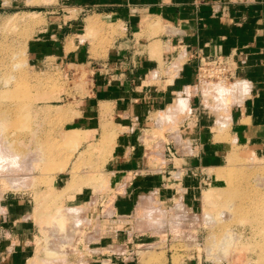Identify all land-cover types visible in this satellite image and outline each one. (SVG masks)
Listing matches in <instances>:
<instances>
[{
	"label": "rangeland",
	"instance_id": "rangeland-1",
	"mask_svg": "<svg viewBox=\"0 0 264 264\" xmlns=\"http://www.w3.org/2000/svg\"><path fill=\"white\" fill-rule=\"evenodd\" d=\"M23 1L28 14L0 22V227L7 211L18 212L6 200L23 202L31 236L21 264H264V136L227 119L237 80L202 84L201 96L216 95L221 107L203 129L221 144V159L194 172L179 157L191 130L149 124L140 140L154 189L133 197L131 176L108 168L121 128L108 104L93 101L92 70L29 62L40 23L29 12L51 0ZM17 2L0 6H24ZM94 27L89 21L86 30L97 54L114 30ZM72 131L78 138L66 140ZM10 158L19 166H4Z\"/></svg>",
	"mask_w": 264,
	"mask_h": 264
},
{
	"label": "crops",
	"instance_id": "crops-1",
	"mask_svg": "<svg viewBox=\"0 0 264 264\" xmlns=\"http://www.w3.org/2000/svg\"><path fill=\"white\" fill-rule=\"evenodd\" d=\"M17 3L24 6H0V22L28 14L25 2ZM37 9L28 11L40 19L37 36L28 45L29 62L44 67L55 61L92 70L93 101L98 106L108 104L121 128L118 136L116 129L108 168L114 174L131 176L126 188L133 197L154 189L147 178L153 172L140 140L149 124L177 123L186 127L184 131L191 130L184 135L188 153L179 157L188 160L194 172L203 160L216 164L222 157L221 144L203 133L209 122L218 121L211 112L221 107L216 95L201 96L206 83L196 78L193 53L234 62V78L241 88L232 97L227 119L242 125L248 136H264V0H51ZM89 21L95 23L94 30L101 26L104 32L114 30L98 44L97 54L92 48L97 44L86 30ZM155 44L160 45V54H153ZM171 168L176 169L174 163ZM22 203L6 200L4 204L7 210L17 205L18 212L10 215L7 211L2 219L0 264H21L26 254L31 231L25 211L19 208Z\"/></svg>",
	"mask_w": 264,
	"mask_h": 264
},
{
	"label": "built area",
	"instance_id": "built-area-1",
	"mask_svg": "<svg viewBox=\"0 0 264 264\" xmlns=\"http://www.w3.org/2000/svg\"><path fill=\"white\" fill-rule=\"evenodd\" d=\"M191 58L197 60L196 78L201 82L214 84L234 78V62L228 57L200 58L197 53H193Z\"/></svg>",
	"mask_w": 264,
	"mask_h": 264
},
{
	"label": "bare ground",
	"instance_id": "bare-ground-1",
	"mask_svg": "<svg viewBox=\"0 0 264 264\" xmlns=\"http://www.w3.org/2000/svg\"><path fill=\"white\" fill-rule=\"evenodd\" d=\"M223 86H224V85H223ZM78 133H79V132H77V131H72L71 133H69V135L66 133V134H67V136H66L67 139H66V137H64V138H65L66 140H68V141H75V139L78 138V136H77ZM105 136H106V135H105ZM65 139H64V140H65ZM83 140H84V139H83ZM65 142H66V141H65ZM77 142H78V140H77ZM70 143H71V142H70ZM11 159H12V158L7 159L8 162H5V161H4V164H5L4 166H6V167L8 166V167H9L10 165H13V163H14V165H13L14 168H15V166H19V165H18L19 162H18V164H17V162L15 163V161H14L15 159H14V160H13L14 162L12 163ZM7 160H6V161H7ZM2 166H3V165H2ZM14 168H13V169H14ZM3 169H4V168H3ZM9 169H11V168L9 167ZM5 170H6V169H5ZM17 170H19V168H17ZM217 170H218V169H217ZM225 172H226V171H225ZM225 177H227V176H225ZM74 210H76V209H74ZM72 211H73V210H72ZM256 213H258V212H256ZM254 214H255V213H254ZM259 214H260V213H259ZM254 217H255V216H254ZM254 217H253L252 219H255V220L257 221L256 218H258L259 216L256 217V218H254ZM249 219H251V218H249ZM258 220H260V222H261V226H262V228H264V213L261 214V218L258 219ZM251 222H253V221H251ZM251 222H250V223H251ZM260 222H259V223H260ZM71 223H72V222H71ZM254 223H255V221H254ZM256 223L258 224V222H256ZM83 224H84V223H83ZM251 226H252V225H251ZM71 236H72V235H70V237H71ZM68 237H69V236H68ZM227 239H230V236L226 235L224 241L227 240ZM224 241H223V242H224Z\"/></svg>",
	"mask_w": 264,
	"mask_h": 264
}]
</instances>
